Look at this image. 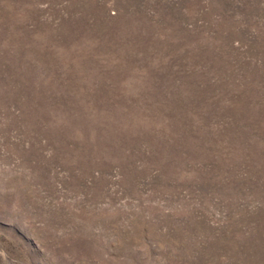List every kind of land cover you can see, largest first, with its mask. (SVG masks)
Here are the masks:
<instances>
[{"label":"rangeland","instance_id":"1","mask_svg":"<svg viewBox=\"0 0 264 264\" xmlns=\"http://www.w3.org/2000/svg\"><path fill=\"white\" fill-rule=\"evenodd\" d=\"M0 264H264V0H0Z\"/></svg>","mask_w":264,"mask_h":264}]
</instances>
